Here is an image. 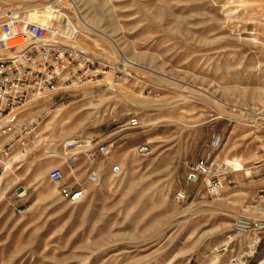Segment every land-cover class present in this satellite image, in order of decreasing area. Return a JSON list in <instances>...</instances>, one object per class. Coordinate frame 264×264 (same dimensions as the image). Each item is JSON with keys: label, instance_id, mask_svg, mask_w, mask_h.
Returning <instances> with one entry per match:
<instances>
[{"label": "rangeland", "instance_id": "obj_1", "mask_svg": "<svg viewBox=\"0 0 264 264\" xmlns=\"http://www.w3.org/2000/svg\"><path fill=\"white\" fill-rule=\"evenodd\" d=\"M4 8L49 26L54 41L73 37L96 64L93 82L24 107L35 120L26 140L0 138V264H264V233L252 248L254 235L234 228L264 221V0ZM76 138L110 146L95 184L84 158L76 174L66 164L64 144ZM210 157L230 166L214 195L190 177ZM55 168L85 187L83 201L61 198Z\"/></svg>", "mask_w": 264, "mask_h": 264}, {"label": "built area", "instance_id": "obj_2", "mask_svg": "<svg viewBox=\"0 0 264 264\" xmlns=\"http://www.w3.org/2000/svg\"><path fill=\"white\" fill-rule=\"evenodd\" d=\"M12 8L0 9V138L9 142L16 139L26 140L34 132V119L23 117L24 107L37 102L62 88H71L79 82H93L96 61L84 47L73 42V37L51 40L49 26L28 21ZM21 38L22 43H14ZM222 137L216 136L212 148L218 150ZM26 149L25 142H22ZM66 164L76 174L82 158L91 167L89 183L100 180V173L94 169L99 158L110 154V146L103 143L99 148L93 141L76 138L64 145ZM141 154L149 152L148 146L139 148ZM52 152L48 153L50 156ZM211 157L193 164L190 177L192 180L204 178L206 192L216 194L222 185V178L230 172L225 163L210 165ZM122 171L114 166L112 173ZM75 181L76 175L74 176ZM264 178V173H263ZM50 180L57 185L61 198L71 204H77L86 197V189L81 184L70 185L61 168L50 173ZM264 201V193L261 196ZM235 231L241 235H254L252 248L259 246L260 236L264 233V221L240 218L235 222Z\"/></svg>", "mask_w": 264, "mask_h": 264}, {"label": "bare ground", "instance_id": "obj_3", "mask_svg": "<svg viewBox=\"0 0 264 264\" xmlns=\"http://www.w3.org/2000/svg\"><path fill=\"white\" fill-rule=\"evenodd\" d=\"M51 38V37H50ZM18 39H21V38H18ZM17 40V39H16ZM51 40H52V38H51ZM23 42V40L21 39V42H19V43H22ZM13 42H11L10 44H12ZM108 73V72H107ZM70 142V141H69ZM67 144V143H66ZM65 145V144H64ZM259 209L261 210V212H264V210L263 209H261L260 207H259Z\"/></svg>", "mask_w": 264, "mask_h": 264}, {"label": "water", "instance_id": "obj_4", "mask_svg": "<svg viewBox=\"0 0 264 264\" xmlns=\"http://www.w3.org/2000/svg\"><path fill=\"white\" fill-rule=\"evenodd\" d=\"M22 190H23V188H20V189L18 190V192L20 193Z\"/></svg>", "mask_w": 264, "mask_h": 264}, {"label": "crops", "instance_id": "obj_5", "mask_svg": "<svg viewBox=\"0 0 264 264\" xmlns=\"http://www.w3.org/2000/svg\"><path fill=\"white\" fill-rule=\"evenodd\" d=\"M68 142H69V141H68ZM68 142H67V143H68Z\"/></svg>", "mask_w": 264, "mask_h": 264}]
</instances>
